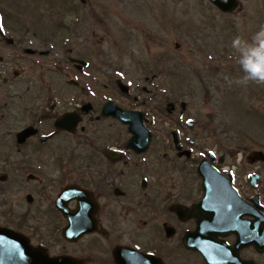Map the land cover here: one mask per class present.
<instances>
[{
	"label": "flooded vegetation",
	"instance_id": "obj_1",
	"mask_svg": "<svg viewBox=\"0 0 264 264\" xmlns=\"http://www.w3.org/2000/svg\"><path fill=\"white\" fill-rule=\"evenodd\" d=\"M0 24V228L15 234L24 261L33 263L30 252L39 250L45 259L74 264H264V162H249L252 150L216 147L211 161L212 147L186 131L177 134L178 148L172 133H138L140 143L150 140L140 153L129 148L134 134L125 126V133H84L87 122L113 120L101 116L104 102L85 112L80 79L72 81L77 92L67 107V85L45 81L43 72L78 79L83 60L72 50L47 48L54 37L32 33L2 9ZM34 67L40 80L26 81ZM36 85L54 93L37 106ZM20 112L37 123L21 129ZM67 113L82 118L73 132L55 127ZM29 127L36 133L22 140ZM43 157L42 177L36 168ZM202 159L236 196L225 187L205 194L197 171ZM71 226L80 234L67 241L63 232ZM11 254L0 252V264Z\"/></svg>",
	"mask_w": 264,
	"mask_h": 264
},
{
	"label": "rangeland",
	"instance_id": "obj_2",
	"mask_svg": "<svg viewBox=\"0 0 264 264\" xmlns=\"http://www.w3.org/2000/svg\"><path fill=\"white\" fill-rule=\"evenodd\" d=\"M72 3L78 10L71 9ZM240 3L228 15L205 0H84V5L75 0H0V9L14 21L29 23L32 33L54 37L48 43L58 52L72 50V57L76 53L88 63L78 79L66 72L60 81L59 73L43 70L45 81L67 85V107L77 92L72 81L81 79L88 87L83 101L90 111L110 99L144 112L152 133H170L182 124L201 146L264 153V82H238L245 72L233 43L237 38L254 42L264 27V0ZM41 74L34 67L25 80L39 81ZM118 83L129 92L122 93ZM36 86L31 97L37 106L54 93ZM19 119L21 129L38 121L23 112ZM189 120L196 126L187 128ZM8 124L13 122L4 127ZM47 130L44 122L41 132ZM83 132L125 130L109 120L87 122ZM37 161L36 172L43 177L45 157Z\"/></svg>",
	"mask_w": 264,
	"mask_h": 264
},
{
	"label": "water",
	"instance_id": "obj_3",
	"mask_svg": "<svg viewBox=\"0 0 264 264\" xmlns=\"http://www.w3.org/2000/svg\"><path fill=\"white\" fill-rule=\"evenodd\" d=\"M213 5L218 7L221 11L223 12H232L236 8V2L235 0H209ZM123 92H126V88L120 86ZM112 110H109V109ZM103 115L105 116H113L114 118H118L121 122L124 124L129 125L128 131L130 133L134 134V139L130 142V147L138 150V151H144L147 141L139 142L138 138V133H147L141 123L142 115L139 113H129L122 111L120 109L114 108L111 105H106L105 110L103 109ZM76 120L73 119L71 116H66L61 122L56 123V126L63 128L64 130L71 131L73 126L76 124ZM29 133V132H26ZM24 133L23 138L27 137L28 135ZM141 144V145H140ZM256 158L257 160L262 161L264 159L262 153H256ZM201 167V166H200ZM210 169L207 167L202 166L199 168V175L203 179V186L205 188V194H213V193H220L222 187H225L228 192H230V189L226 187V184L223 183V180L220 181L218 180L220 177L217 176H211V172L209 171ZM218 189V190H217ZM70 193V192H69ZM234 195V194H233ZM10 238H13V236L5 235L4 232L0 231V250L6 251L12 250L13 251V259L11 262H8V264H62L65 262V264L69 263L68 260H63V259H45L43 257V253L40 252L39 250H36L35 252H30L32 254V261L33 263H30V261H24L22 258V251L21 249L19 250L18 244L16 243L15 240H12ZM261 251L264 250V243L261 242L260 245ZM133 255L134 252L132 253ZM7 264V263H6Z\"/></svg>",
	"mask_w": 264,
	"mask_h": 264
},
{
	"label": "clouds",
	"instance_id": "obj_4",
	"mask_svg": "<svg viewBox=\"0 0 264 264\" xmlns=\"http://www.w3.org/2000/svg\"><path fill=\"white\" fill-rule=\"evenodd\" d=\"M252 44L237 38L233 43L240 51V60L245 76L239 83H247L249 80L264 82V27L256 33Z\"/></svg>",
	"mask_w": 264,
	"mask_h": 264
},
{
	"label": "snow or ice",
	"instance_id": "obj_5",
	"mask_svg": "<svg viewBox=\"0 0 264 264\" xmlns=\"http://www.w3.org/2000/svg\"><path fill=\"white\" fill-rule=\"evenodd\" d=\"M2 28H3V25H2V24H0V30H2Z\"/></svg>",
	"mask_w": 264,
	"mask_h": 264
}]
</instances>
